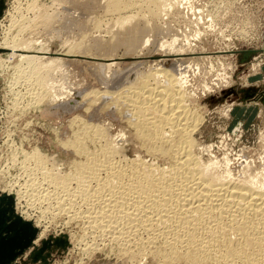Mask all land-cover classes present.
<instances>
[{
  "label": "bare ground",
  "instance_id": "obj_1",
  "mask_svg": "<svg viewBox=\"0 0 264 264\" xmlns=\"http://www.w3.org/2000/svg\"><path fill=\"white\" fill-rule=\"evenodd\" d=\"M49 2L50 6L38 0L27 4L33 19L23 23L27 20L23 17L16 36H7L0 44V52H9L10 61L19 60L13 65L16 84L25 88L28 103L35 107L74 110L81 101H71V106L66 99L72 92L60 82L69 76V66L86 64L101 85L114 83L115 90L86 92L83 102L91 99L93 107L109 99L126 117L138 147L130 157L126 133L120 130L113 136L111 124L83 122L76 116L72 122L79 126L63 143L75 156L69 166L65 164L68 172L37 147L21 151L20 170L26 180L18 189L19 201L26 200L33 209L43 207L42 214L49 211L53 217L62 215L82 225L91 239V245L84 242L87 238L82 243L86 253L106 245L135 264L149 255L161 264H264V169L246 160L237 176L229 155L219 158L213 145L196 140L205 121L192 105L200 97L193 101L189 64L165 67L161 60L143 75L131 69L132 80L120 82L126 73L119 68L121 49L123 56L139 58L147 52L182 59L190 54L192 42L186 33L174 31L169 21L176 19L181 1ZM69 10H79L81 19ZM44 34L62 37L57 52L42 39ZM217 79L212 86L200 84L205 97L223 87L225 80ZM87 108L89 112L91 107ZM13 208L17 215L15 200Z\"/></svg>",
  "mask_w": 264,
  "mask_h": 264
},
{
  "label": "rangeland",
  "instance_id": "obj_2",
  "mask_svg": "<svg viewBox=\"0 0 264 264\" xmlns=\"http://www.w3.org/2000/svg\"><path fill=\"white\" fill-rule=\"evenodd\" d=\"M83 1L79 0V2ZM180 1L179 12H174L176 19L173 17L169 21L171 27L174 24V31L179 32L180 30L179 34L186 33L187 38L192 42V48L188 51L190 54L187 52L189 55L182 56V59L162 52L160 54L147 52L139 58L133 54L123 56L125 50L121 49L118 53L119 68L126 73L122 74L123 78L120 82L124 85L126 81L132 80L135 75L133 76V71L130 72L131 69L139 72L136 75H143L148 67L155 68V64L161 60L164 61L162 65L165 67L173 64L176 67V64L179 65L182 62L184 66L189 64L191 69L188 68V76L190 84L194 85L191 87L194 89L190 91L192 94L196 93L193 101L200 97L198 101L195 99L197 102L194 101L192 105L198 109L201 116L203 115L205 121L195 133L196 140L202 145H213V153L219 158H223L226 154L229 155L233 163L231 166L234 167V174L237 176L242 171L246 160L255 162L256 168L264 169V0ZM32 2L33 0H0V44L7 36H16L20 29L19 24L25 20L23 17L27 19L23 23L33 19V12H28L29 3ZM38 2L40 5L42 3L51 5L49 0H38ZM60 9L66 13L65 8L59 7ZM70 12L72 16L74 14L75 17L81 19L79 10ZM59 19L62 20L63 16L61 19L59 15ZM44 35L42 39H45L51 50L57 52L62 37L56 34L54 38L51 34ZM46 42L43 41V43ZM8 53L7 51L0 52V196L7 194L12 196L15 200L16 214L25 221L31 222L38 231L34 244L11 264H135L122 254V256L119 255L117 249L106 247V245L100 246L99 251L83 252L85 244L82 243L87 242V245H91V239L84 234L82 225L79 226L75 221L68 222L67 218L62 215L53 217L49 211L46 216L42 214L43 210L46 211L43 207L33 209L34 206L30 207L26 200L19 201L17 194L18 189L25 184L26 180L20 166L23 150L32 152L37 147L49 157L53 156L65 170L62 167L61 169L68 172V166L75 156L72 151L63 147V143L73 138V132L79 126V123L72 122L76 116L83 118V122L111 124L110 131L113 136L122 130L126 133L124 141L127 144H125L126 148L129 149V156L136 155L134 152L138 143L133 136V129L127 124L126 117H122V114L110 105V100L108 99L101 106L97 101H95L96 104L93 101L96 108L89 106L92 103L91 99V101L87 100L88 103L83 102L86 92L98 90L103 94L104 91L107 93L111 89L110 92H113L114 83L107 87L101 85L94 78L92 69L84 66L86 64H82V67L71 65L66 73L69 76H64V80L62 79L60 83L64 82L62 85H66L67 87H64L72 92L66 100L75 103L81 101V105L74 110L68 108L65 110L63 106L35 107L31 105V102L28 103L31 100L25 94V88L16 84L13 68L19 60L12 59L11 62ZM32 53L37 54L35 51ZM2 60H6V63ZM11 64L14 66L11 67ZM216 77L225 80L223 87L216 89L213 86L214 92L205 97L199 86L206 82L214 85L213 83L218 80ZM15 84L19 86L16 87ZM72 102L71 106H74ZM87 107H91L89 112L85 111ZM98 108L101 109L98 110ZM204 156L207 158L206 154ZM52 162L49 161L50 164ZM67 163L68 166L65 165ZM149 256H146L142 264H161L153 259L152 255Z\"/></svg>",
  "mask_w": 264,
  "mask_h": 264
},
{
  "label": "water",
  "instance_id": "obj_3",
  "mask_svg": "<svg viewBox=\"0 0 264 264\" xmlns=\"http://www.w3.org/2000/svg\"><path fill=\"white\" fill-rule=\"evenodd\" d=\"M13 205V197H0V264L14 262L32 246L38 233L31 222L15 215Z\"/></svg>",
  "mask_w": 264,
  "mask_h": 264
}]
</instances>
